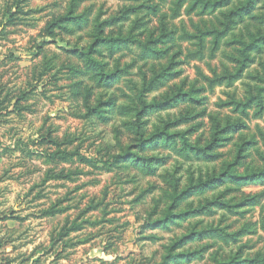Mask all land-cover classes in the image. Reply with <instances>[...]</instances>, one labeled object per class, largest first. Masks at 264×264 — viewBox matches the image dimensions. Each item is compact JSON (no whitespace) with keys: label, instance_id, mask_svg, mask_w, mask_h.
<instances>
[{"label":"rangeland","instance_id":"374dc122","mask_svg":"<svg viewBox=\"0 0 264 264\" xmlns=\"http://www.w3.org/2000/svg\"><path fill=\"white\" fill-rule=\"evenodd\" d=\"M234 261L264 264V0H0V264Z\"/></svg>","mask_w":264,"mask_h":264},{"label":"trees","instance_id":"16d2710c","mask_svg":"<svg viewBox=\"0 0 264 264\" xmlns=\"http://www.w3.org/2000/svg\"><path fill=\"white\" fill-rule=\"evenodd\" d=\"M10 17H12V16H10V14L8 13V15H7V18L9 19ZM11 21V20H10ZM103 41H105V40H103ZM49 157H52V156H49ZM54 157V156H53ZM133 159H134V162L136 163V162H141V163H144L146 166H147V164L149 163V160H144V159H140V158H137V157H133ZM233 179H235V180H239V181H243V182H245V181H252V180H254V179H257V178H259L260 176L259 175H256L255 176V174H252V175H248V176H244V177H237V176H231ZM217 181H220L219 182V185H222V181L221 180H219V179H216V180H211V181H207L206 182V184L205 185H207V187H209L210 189H215L217 186H213V185H215V183L217 182ZM225 208V207H224ZM226 209H231V207H228V208H226ZM232 210V209H231ZM202 210L200 209V212H201ZM200 212H197V211H192V212H188V213H186L185 214V216H187V217H190V216H192L193 214H197V215H199V213ZM180 217V216H179ZM170 218H172V217H167L165 220H163L162 221V223H166V221L167 220H169ZM9 219V218H8ZM159 223V222H158ZM77 228H79L77 225H73L72 226V228L71 229H77ZM217 235V238L218 239H221V240H225L226 241V239L227 238H231V239H234V235H232V236H228V234H226V235H222V234H216ZM185 257V256H184ZM188 257H190V255H188V256H186V258H188ZM240 262H237V261H234L233 263H231V264H239Z\"/></svg>","mask_w":264,"mask_h":264}]
</instances>
